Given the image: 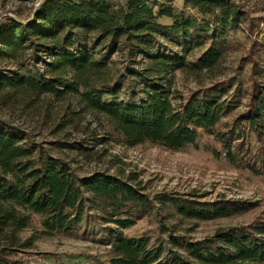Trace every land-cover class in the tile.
<instances>
[{
	"label": "trees",
	"instance_id": "trees-1",
	"mask_svg": "<svg viewBox=\"0 0 264 264\" xmlns=\"http://www.w3.org/2000/svg\"><path fill=\"white\" fill-rule=\"evenodd\" d=\"M260 10L264 0H42L31 18L0 21V94L29 103L73 100L103 134L89 146L57 143L82 154L110 139L173 151L203 147L263 176L264 39L251 36L264 21L254 14ZM238 30L247 37L250 73L244 82L218 80L228 54L241 48L233 38ZM115 57L132 68L121 70ZM179 75L196 88L181 92ZM8 128L0 126V264H29L17 248L34 239L21 243L18 233L34 225L40 234L81 238L101 225L111 264H264V218L200 240L165 227L164 239L125 233L157 213L155 202L167 217L195 222L237 216L254 203L151 197L132 173L79 177L70 161Z\"/></svg>",
	"mask_w": 264,
	"mask_h": 264
},
{
	"label": "rangeland",
	"instance_id": "rangeland-1",
	"mask_svg": "<svg viewBox=\"0 0 264 264\" xmlns=\"http://www.w3.org/2000/svg\"><path fill=\"white\" fill-rule=\"evenodd\" d=\"M41 1L0 0V21L6 16L20 21L31 18L32 11ZM177 4L181 5L180 2ZM254 14L264 17V10ZM161 22H168V19L161 18ZM245 35L241 30L233 34L241 48L228 54L216 79L247 80L251 66L244 59L247 45ZM251 36L264 39V21ZM127 61L123 57H115L117 66L123 71L133 66ZM196 86L192 79L181 75L177 78V88L183 93ZM0 121L3 122L0 126L19 133L25 142L41 147L54 157L70 161L79 177L95 170H106L121 176L132 173L147 188L151 197L160 193L186 197L196 194L202 196L203 200L225 198L254 203L252 209L237 216L195 222L174 215L167 217L164 209L155 202L157 213L126 229L128 235L145 232L153 239H164L168 232L175 231L174 234L200 240L211 235L216 228L244 225L256 218H264V175L253 176L240 171L224 159L215 158L203 147L196 149L186 146L173 151L149 143L127 147L110 139L82 154L73 147L59 144L77 142L88 145V142L103 134L90 115L77 113L76 104L71 99L53 101L43 97L29 103L22 98L0 94ZM100 227L97 234L86 238L40 234L36 225L25 228L18 233L21 243L33 238V244L18 247L17 257L29 264H111L109 245ZM162 227L169 231L163 232Z\"/></svg>",
	"mask_w": 264,
	"mask_h": 264
}]
</instances>
